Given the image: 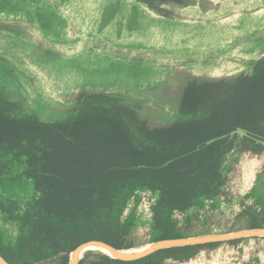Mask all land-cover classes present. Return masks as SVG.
Instances as JSON below:
<instances>
[{
  "label": "trees",
  "instance_id": "16d2710c",
  "mask_svg": "<svg viewBox=\"0 0 264 264\" xmlns=\"http://www.w3.org/2000/svg\"><path fill=\"white\" fill-rule=\"evenodd\" d=\"M131 1L166 19L198 3ZM118 9L117 2L103 9L100 30ZM0 30L24 33L2 22ZM40 53L57 59L41 46ZM178 64L90 61L64 88L68 106L45 115L47 102L31 98L24 70L0 49V215L16 228L12 238L0 231V254L10 264H68L89 240L127 249L264 227V51L230 75H197ZM165 85L175 95L172 112L151 124L140 95L158 97ZM256 238L164 248L134 260L89 251L79 264H218L224 251Z\"/></svg>",
  "mask_w": 264,
  "mask_h": 264
},
{
  "label": "rangeland",
  "instance_id": "374dc122",
  "mask_svg": "<svg viewBox=\"0 0 264 264\" xmlns=\"http://www.w3.org/2000/svg\"><path fill=\"white\" fill-rule=\"evenodd\" d=\"M196 1L175 9L177 18L166 19L133 6L131 0H0V23L24 31L14 36L0 30V49L24 70L31 98L47 102L40 107L45 115L68 106L61 98L64 88L82 78L90 61L105 67L110 56L178 62L209 77L248 70L264 51V0ZM110 2H117L119 9L100 30ZM133 8L137 12L131 18ZM40 46L57 59L42 57ZM167 87L158 97L147 96V91L140 95L151 124L170 117L175 95ZM2 230L7 238L16 234L15 226L3 224L0 215ZM220 256L218 264H264V239H246Z\"/></svg>",
  "mask_w": 264,
  "mask_h": 264
},
{
  "label": "water",
  "instance_id": "95a60500",
  "mask_svg": "<svg viewBox=\"0 0 264 264\" xmlns=\"http://www.w3.org/2000/svg\"><path fill=\"white\" fill-rule=\"evenodd\" d=\"M247 237H264V227L247 228L226 233L202 234L184 238L161 239L127 249L116 248L100 240H89L81 243L70 252L68 264H79V260L89 251L102 253L120 260H134L164 248L228 241ZM0 264L10 263L0 254Z\"/></svg>",
  "mask_w": 264,
  "mask_h": 264
}]
</instances>
